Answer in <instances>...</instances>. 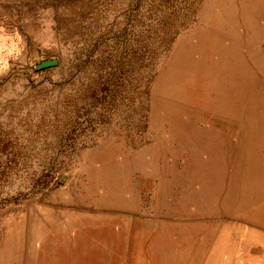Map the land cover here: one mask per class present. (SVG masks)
I'll return each instance as SVG.
<instances>
[{
  "label": "rangeland",
  "instance_id": "1",
  "mask_svg": "<svg viewBox=\"0 0 264 264\" xmlns=\"http://www.w3.org/2000/svg\"><path fill=\"white\" fill-rule=\"evenodd\" d=\"M0 264H264V0H0Z\"/></svg>",
  "mask_w": 264,
  "mask_h": 264
},
{
  "label": "water",
  "instance_id": "2",
  "mask_svg": "<svg viewBox=\"0 0 264 264\" xmlns=\"http://www.w3.org/2000/svg\"><path fill=\"white\" fill-rule=\"evenodd\" d=\"M57 61L53 60V61H48L46 63H44V65H51V64H55Z\"/></svg>",
  "mask_w": 264,
  "mask_h": 264
}]
</instances>
